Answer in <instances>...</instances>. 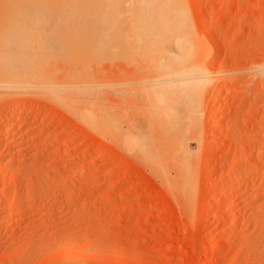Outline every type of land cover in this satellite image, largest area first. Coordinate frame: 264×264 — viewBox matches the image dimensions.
<instances>
[{"label":"rangeland","instance_id":"obj_1","mask_svg":"<svg viewBox=\"0 0 264 264\" xmlns=\"http://www.w3.org/2000/svg\"><path fill=\"white\" fill-rule=\"evenodd\" d=\"M12 1L0 0L2 22L10 6L23 21L15 36L0 25V42L49 49L26 57L42 76L20 74L33 90L0 89V264H264V0H166L167 14L182 5L184 29L170 17L165 37L170 24L144 15L157 0ZM163 51L209 74L196 113L179 109L172 130L179 115L153 111L163 92L151 67L128 63ZM180 127L194 152L187 180L168 159Z\"/></svg>","mask_w":264,"mask_h":264},{"label":"bare ground","instance_id":"obj_2","mask_svg":"<svg viewBox=\"0 0 264 264\" xmlns=\"http://www.w3.org/2000/svg\"><path fill=\"white\" fill-rule=\"evenodd\" d=\"M15 0H13L12 2V4L15 6L16 4H18V3H16V2H14ZM23 1V0H22ZM153 1V0H152ZM147 3H148V0L146 1ZM154 2V1H153ZM156 2V1H155ZM154 2V3H155ZM159 2V3H158ZM163 2V0H161V3ZM166 0H164V2L161 4L160 3V1L159 0H157V6H158V8H156L157 6H156V3H155V6H149V8H153L154 10H155V8H156V10L154 11L152 8L151 9H149L148 7H146L147 8V10H145V16H147V15H149V16H147L146 18L148 19V20H146L147 22H149V24H151L153 27H158L159 28V30H160V27H162L161 25H165V24H167L168 25V23L170 24L171 23V20L173 21V19H175V26H177L176 28L178 29V27H179V29H180V27H181V25L183 26L182 28L184 29V25L182 24L183 23V21H182V16L180 15L179 17H181V21H179V24H181V25H178L177 23H178V20H176L177 19V17H178V15L177 14H180L181 12H177V10H179L180 8H182L180 5H179V3L177 2H175L176 3V6L178 7V5H179V9L176 7V9L177 10H175L173 13H170V12H168V11H171V10H169V9H166V7L167 8H169L168 7V3L166 2ZM171 2V1H170ZM9 3H10V1H9ZM15 3V4H14ZM23 3V2H22ZM29 3H31V2H29ZM148 4H150V5H153V3L151 4V3H148ZM163 4H167V6H163ZM21 5V4H20ZM28 5V4H27ZM159 5H161V6H159ZM172 5H174V4H172ZM7 6H9V5H7ZM144 7H143V9H146L145 8V6H147V5H143ZM162 6H163V8H164V10H162ZM171 6V5H170ZM1 7V6H0ZM3 7V6H2ZM21 7V6H20ZM29 8L31 7V5L30 6H28ZM6 8V7H5ZM171 8H172V6H171ZM2 9V8H1ZM0 9V10H1ZM7 9V8H6ZM159 11H158V10ZM174 9V8H173ZM5 10V9H4ZM8 10V9H7ZM6 10V11H7ZM13 10H18V8L17 9H14V8H12V6H10V9L7 11L8 12V14H9V16L7 15V13L5 14V13H3V14H5L6 16H8V18H9V20H8V18L7 17H5L4 16V21L2 22V20L1 19H3V17H1L0 18V25H6L8 28H9V26L10 27H14L15 29L17 28V27H15L16 26V24H15V26H14V21H16V18H17V24H18V22H19V25H20V22H21V24H22V21H21V19H22V17H21V19H20V16H18V14L19 13H17L18 11H13ZM30 10H32V8L30 9ZM166 10H168L167 12L169 13V14H167V13H164V11H166ZM183 10V9H182ZM11 11H13V12H15V13H13V12H11ZM152 11H154V12H152ZM156 11H158V12H160L161 11V13H163V15L161 14V13H159V14H161V16H159L158 17V19H156L157 17V15H158V12H156ZM11 12V13H10ZM30 12V11H29ZM175 12L177 13L176 15H177V17L175 18V16L176 15H174L175 14ZM2 13V12H1ZM13 13V14H12ZM31 13V12H30ZM156 14V15H153V14ZM25 14V13H24ZM27 14H29V13H27ZM170 14H173V16H171ZM13 16V15H15L14 16V18L15 19H13V17L11 18V16ZM30 16H31V14H29ZM170 15V16H169ZM29 16V17H30ZM163 16V17H162ZM167 16H169V17H167ZM33 17V16H32ZM153 17H155V18H153ZM170 17H173V19L172 18H170ZM184 17V16H183ZM7 18V19H6ZM151 18H152V20H151ZM18 19L20 20V21H18ZM25 19V18H24ZM28 19H30V20H32L31 18H28ZM13 20V21H12ZM27 20V19H26ZM10 21V22H9ZM33 21V20H32ZM170 21V22H169ZM177 21V22H176ZM13 22V23H12ZM181 22V23H180ZM2 23H5V24H2ZM10 24V25H9ZM26 24V23H25ZM31 24H33V23H31ZM177 24V25H176ZM13 25V26H12ZM27 25H29V24H27ZM27 25L25 26V27H27ZM171 25H174V24H170L169 26H167L165 29H167L168 27L170 28L171 27ZM209 26V25H208ZM7 27H5L6 29H7ZM5 28L3 27L2 29H4L3 31H7L8 30V33L9 34H12L13 33V35L15 36V34H14V32H11V30H13L14 31V28H11V30H10V28L9 29H7V30H5ZM18 28H21V26H19ZM169 28H168V30H169ZM173 28V27H172ZM181 28V29H182ZM208 28V27H207ZM22 29V28H21ZM165 29H163V34H164V37H165V35H167V33H165L166 31L167 32H169L170 33V31L171 30H165ZM177 29H175V27H174V30H177ZM180 29V30H181ZM1 30V29H0ZM9 30H10V32H9ZM162 30V29H161ZM160 30V31H161ZM174 30H172V32H174V33H176ZM209 30V29H208ZM15 31H17V30H15ZM153 31V30H152ZM0 32H2V31H0ZM182 32V31H181ZM241 32V31H240ZM239 32V33H240ZM7 33V32H6ZM179 33V32H178ZM238 33V34H239ZM1 34V33H0ZM171 35H173L174 36V34H172L171 33ZM170 35V36H171ZM4 36V34H2V36L1 37H3ZM179 36V35H178ZM4 37H8V36H4ZM12 37V36H11ZM167 37H169V36H167ZM166 37V38H167ZM177 37V36H176ZM3 39H5V38H2V41H3ZM173 39H175V37H173ZM9 40V39H8ZM178 40H180V39H177V44H175V42L174 43H172V44H174L175 46V49L176 50H178V49H182V46L183 45H181L182 44V42L181 41H178ZM182 40H183V42H185L184 43V47H185V45L187 44V41L186 40H184L183 38H182ZM10 41H11V39H10ZM6 42V40L5 41H3V42H0V78H2V79H5V81H8V80H10L11 79V81L10 82H0V89H9L10 91H13L11 88H18V87H20L21 89H24V90H27V87H29L28 88V90L30 89V87H32L31 85H29V84H32L31 82H28V81H30V79H32V80H35V79H38L40 76H41V74L39 73V77H38V73H37V70H36V68H34L35 70H29L31 67H30V65H31V63H29L28 61L30 60H28L27 61V56H30L32 53L31 52H33V55L35 56L34 58L33 57H28V58H31V59H33L34 60V62H35V58H37L38 56H40V55H42L44 52H41V51H43V49H45V50H47V49H49V48H47L46 46H44L43 44L41 45V44H33V43H20V42ZM174 41H176V39L174 40ZM173 42V41H172ZM178 43L181 45V47H179L178 46ZM178 46V48H177V46ZM184 47H183V49H184ZM56 47L54 46V49H55ZM57 48H58V46H57ZM62 51H64V50H62ZM182 51H184L185 52V49L184 50H180L179 52H173V54H175V53H181L182 54ZM37 52H38V54H37ZM48 52V51H47ZM184 52H183V54H184ZM36 53V54H35ZM40 53V54H39ZM42 53V54H41ZM46 53V52H45ZM163 54H161V56H155V57H153V55H152V58H149V59H147L148 57H146V59L144 58V60H142V61H137V62H132V61H134V60H132L131 62H128V63H130V65L132 66V65H134V66H139V67H141L142 66V64L144 63V65H146V67H147V72H148V68L149 67H151V70L153 71V72H151L150 70H149V72H151V73H153L154 74V76H153V78H152V80H154L153 81V83L155 82V83H158L159 85L158 86H156L157 88H158V91H160V92H158L157 91V88L155 87L154 89H153V87H151L152 88V90H153V92L151 91V88L150 87H147L146 86V89H148L151 93H148V94H151V96H152V93H155L156 94V91L158 92V93H161V92H163V94H160V95H155L154 96V94H153V96L152 97H150V98H152L153 99V101L157 104L156 105V107L154 108V106H150L152 103V101L150 102V100L147 98V100H149V102L151 103L150 105H149V107L150 108H154V110L153 111H155V109H157L156 110V112H161V113H163L164 115H166V116H164L163 115V118L165 117V120L166 121H171L172 119V121L171 122H168V124H170V125H165L167 128L166 129H169V130H172L173 129V127L176 125V124H174V123H176V122H178L179 120H178V118L180 117V116H182V115H184V113L183 114H180L179 115V112H182V110L180 111L179 109H186V111L187 112H189V111H192L191 113L194 115V113H196V112H194V110H190V109H194V107L195 106H193V103H192V101L195 103L196 102V97H198V94H197V91H201V86H199V83L201 82V83H203L202 81H203V79H205L206 81L208 80L207 78L208 77H206L205 78V76H207V70L206 69H204V68H201V66H196L197 65V63L196 62H198V61H196V60H194V61H196V62H193V63H196V65H194L193 63H189V64H191V65H187V61H186V58H184L182 55H177V56H174L173 54V56L172 55H168V54H166V56H165V52L163 51L162 52ZM186 53H187V55H188V53H189V51L187 52L186 51ZM46 54H48V53H46ZM61 54V53H60ZM65 54V53H64ZM38 55V56H37ZM66 55H67V53H66ZM65 55V56H66ZM162 55H164V56H162ZM183 58H182V57ZM151 57V56H150ZM25 58H26V60H25ZM3 59V60H2ZM5 59V60H4ZM187 59H189V61L188 62H191V61H193V60H191L190 59V57H188ZM2 61V62H1ZM32 62V61H31ZM34 62H32V63H34ZM140 64V65H139ZM129 65V64H128ZM32 66V65H31ZM126 66V65H125ZM149 66V67H148ZM30 67V68H29ZM136 68V67H135ZM145 68V67H144ZM29 70V72L31 71V77L30 76H28L29 75V72L28 71H25V70ZM133 69H134V67H133ZM136 69H139V68H136ZM143 68L141 67V70H142ZM150 69V68H149ZM145 70V69H144ZM24 71L26 72L25 73V76L27 75V72H28V75H27V78H25L24 77V79H28V81H26L25 83H22L23 82V80H22V78L20 79V77H22L23 75H21L20 76V74H24ZM35 72V78H34V76L32 77V74ZM140 72V71H139ZM138 71H136V73L138 74L139 73ZM146 72V73H147ZM126 73V72H125ZM142 73V72H141ZM151 73H149V74H151ZM124 74V73H123ZM142 74H144V73H142ZM148 74V73H147ZM128 75V74H127ZM209 75V74H208ZM3 76V77H2ZM151 76V75H150ZM150 76H149V79H150ZM151 76V77H152ZM36 77H38V78H36ZM124 77V76H123ZM7 78V79H6ZM10 78V79H9ZM30 78V79H29ZM201 78H203L202 79V81H199ZM18 79H20V80H22V81H19ZM41 80H42V76H41V78H40ZM148 79V78H147ZM146 79V80H147ZM148 79V82H150V80ZM1 80V79H0ZM18 80V81H17ZM145 80V81H146ZM25 81V80H24ZM21 82V83H20ZM35 82V81H34ZM34 82H33V84H34ZM37 82H41V81H37ZM147 82V81H146ZM207 82H209V81H207ZM206 82V83H207ZM27 83H29V84H27ZM150 83H152V82H150ZM150 83H143L142 85H144V84H150ZM40 84H42V83H40ZM38 85V86H40L39 87V89L40 88H42V87H44L45 85L43 84V86H41V85ZM152 86V85H151ZM204 86H206V85H204ZM80 87V86H79ZM208 87V86H207ZM36 88H38V87H36ZM35 88V89H36ZM143 88V87H142ZM34 89V87H32V90ZM144 89H145V86H144ZM146 89H145V91H146ZM200 89V90H199ZM202 89H203V87H202ZM205 89H206V87H205ZM18 90H20L19 88H18ZM17 90V91H18ZM23 90V91H24ZM31 90V89H30ZM38 90V89H37ZM84 90V89H83ZM147 90V91H148ZM22 91V90H21ZM50 91V90H49ZM48 90H47V92H45L44 91V94H45V96L44 97H46V93H48L49 92ZM81 91V90H80ZM148 91V92H149ZM155 91V92H154ZM203 91V90H202ZM205 91V90H204ZM5 92V91H4ZM27 92V91H26ZM42 92V91H41ZM40 92V93H41ZM54 92H58V91H52V95H53V93ZM76 93H77V91H75ZM86 92V91H85ZM217 92V93H216ZM215 92V99H220L221 97H222V90H219L218 89V91H216ZM15 93V92H14ZM43 93V92H42ZM62 93V92H61ZM78 93H80V92H78ZM18 94V93H17ZM27 94V93H26ZM50 93H48V95H49ZM83 94V93H82ZM82 94H80V98L81 97H85V96H81ZM13 95H15V94H13ZM21 95V94H20ZM19 95V96H20ZM22 95H24V93L22 94ZM32 95V94H31ZM30 95V96H31ZM56 95V94H55ZM54 95V96H55ZM74 95H76L75 93H74ZM199 95H201L200 94V92H199ZM26 96V95H25ZM57 96H60V94L58 95L57 94ZM70 97H71V95H69ZM77 96V95H76ZM79 96V95H78ZM48 97V96H47ZM52 96H50V97H48V98H51ZM69 97V98H70ZM201 97V96H200ZM224 97V96H223ZM47 98V99H48ZM53 98V97H52ZM61 98V97H60ZM59 98V99H60ZM67 98V97H66ZM80 98H78V99H80ZM199 98V97H198ZM197 98V99H198ZM213 98V99H214ZM77 99V98H76ZM101 99V98H100ZM99 99V100H100ZM62 100V99H61ZM63 100H65L64 98H63ZM202 100V99H201ZM66 101H68L69 103H71V100L69 99V100H66ZM199 101V100H198ZM197 101V102H198ZM213 101V100H212ZM218 101V100H217ZM79 102V101H78ZM148 102V103H149ZM216 102V101H215ZM74 103V102H73ZM191 103V104H190ZM201 103V102H200ZM65 104V103H64ZM197 104V103H196ZM199 104V103H198ZM214 104V103H213ZM95 105V104H94ZM153 105H155V104H153ZM189 105H191L192 107H190ZM195 105V104H194ZM68 106V105H67ZM79 106V105H78ZM159 106V107H158ZM200 106V105H199ZM31 107V106H30ZM187 107L188 108H190V109H187ZM17 108V107H16ZM43 109V108H42ZM163 109V110H162ZM170 109V110H169ZM17 110V109H16ZM15 110V111H16ZM151 109H150V111L151 112H153ZM177 110H179L178 111V114H177ZM198 110V109H197ZM196 110V111H197ZM39 111V110H38ZM169 111H173V113H174V111L176 112V115H179L177 118H173L174 116V114H169V117H171L172 119H169V120H167V118L166 117H168V114H166V113H171V112H169ZM199 111V110H198ZM30 112V111H29ZM151 112H149L150 114H152ZM155 112V113H156ZM183 112H185V111H183ZM186 112V113H187ZM198 113V112H197ZM39 114V113H38ZM153 114H154V112H153ZM152 114V115H153ZM217 114V113H216ZM31 115V114H30ZM45 115V114H44ZM158 115H159V113H157L156 115H155V119L157 120V118L159 119V121H160V123L161 122H163V121H165V120H160V117H158ZM171 115V116H170ZM188 115H189V113H188ZM196 115H198V114H196ZM39 116V115H38ZM102 116V115H101ZM154 116V115H153ZM160 116H161V114H160ZM190 117H189V121L190 122H192L193 124H194V121H196L195 119H198V118H194L195 116H193V118H191V115H189ZM149 117V116H148ZM184 117V116H183ZM197 117V116H196ZM36 118V117H35ZM145 118V117H144ZM151 118V117H150ZM193 119V121H191V119ZM102 119V118H101ZM147 119V118H146ZM177 119V120H176ZM180 119V118H179ZM184 119V118H183ZM183 119H181V120H183ZM89 120V119H88ZM155 120V121H156ZM180 120V121H181ZM185 120V119H184ZM217 120V119H216ZM92 121V120H91ZM152 121V120H151ZM166 121H165V123H166ZM176 121V122H175ZM179 121V122H180ZM217 121H219V119L217 120ZM88 122V121H87ZM103 123H104V121H102ZM138 122V121H137ZM137 122H136V124L135 125H137ZM139 122H141V120L139 121ZM143 122V121H142ZM146 122H148V121H145L144 123L146 124ZM181 122H184V121H181ZM187 122V121H186ZM196 122H198V121H196ZM93 123V122H92ZM91 123V124H92ZM98 123V122H97ZM132 123V122H131ZM150 123V122H149ZM191 123V126L192 127H196V124H192ZM220 122H218L217 124H216V127H217V125L219 124ZM88 124V123H87ZM94 124H96V123H94ZM106 124V123H105ZM140 124V123H139ZM138 124V125H139ZM144 124V125H145ZM171 124L173 125V126H171ZM177 124H179V123H177ZM188 124V123H187ZM198 125H199V123H197ZM15 125V124H14ZM89 125H90V123H89ZM148 126H149V124H147ZM164 125V124H163ZM179 125H181V123L179 124ZM179 125H177V127L179 126ZM94 126H96V125H94ZM98 126V125H97ZM39 127V126H38ZM105 127V126H104ZM134 127V126H133ZM140 127L141 128H143L141 125H140ZM170 127V128H169ZM182 127V126H181ZM180 127V130L179 129H177V130H175V131H173L172 133H171V135L173 136L174 134H175V137L176 138H172L171 137V139L173 140V139H175V142L176 143H174L175 145H176V147H175V145L173 144V148H170L171 150L169 151V152H171V153H173V150H174V148H176L175 149V152L172 154V155H170V154H168L169 156H171V159L170 158H168L169 160H171L172 161V163L179 169V167H181L180 169V175L183 177V179L184 180H187V179H189V177H190V170H189V168H190V166H191V164H192V162H193V158H194V152H192L191 150H190V145L189 144H186L185 143V141H184V134L185 135H187L186 134V132H183V129ZM219 127V126H218ZM15 127L13 126V125H8L7 127H6V132H10V130H12V129H14ZM137 128H139V126L137 127ZM137 128H135V130H137ZM147 128V127H146ZM134 129V128H133ZM163 129H165V127H163ZM182 129V130H181ZM193 129V128H192ZM131 130V129H130ZM195 130H198V127L197 128H195ZM195 130H192V132H194L193 134H194V136H196L197 137V135H195L196 133L195 132H197V131H195ZM165 131H167V130H165ZM179 131V132H178ZM40 132V131H39ZM139 132V131H138ZM168 132H170V131H168ZM18 133V132H17ZM137 133V132H136ZM259 133V132H258ZM14 134V133H13ZM41 134H43V133H41ZM131 135H133L132 133H130ZM139 134V133H138ZM27 135V134H26ZM25 135V136H26ZM189 135H191V134H189ZM11 136V135H10ZM23 136H24V134H23ZM33 136V135H32ZM42 136V135H41ZM191 136H193V135H191ZM174 137V136H173ZM126 138H127V140H128V137L126 136ZM186 138V137H185ZM192 138V137H191ZM191 140V139H190ZM129 141H131V139H129L127 142H128V144L127 145H129L128 147H130V146H135L136 147V145H134V144H132L131 142H129ZM194 142V141H193ZM189 143V142H188ZM255 143V142H254ZM131 144V145H130ZM249 144V143H248ZM206 148V147H205ZM243 148V147H242ZM130 149V148H129ZM132 147H131V151H132ZM139 153H143V154H146L145 152L147 151V149H146V147H144V146H138L137 148H135ZM173 149V150H172ZM134 150V149H133ZM239 150V149H238ZM135 151V150H134ZM194 151V150H193ZM242 152V151H241ZM102 153V152H101ZM206 153V152H205ZM204 153V154H205ZM252 153V152H251ZM103 154V153H102ZM149 153H147V155H148ZM263 155H264V153H263ZM241 156V155H240ZM146 157V156H145ZM147 157H150L149 155L147 156ZM146 157V158H147ZM168 157V156H167ZM238 157V156H237ZM255 157H257L256 155H255ZM262 158V157H261ZM250 159H251V157H250ZM208 161V160H207ZM128 163V162H127ZM238 163V162H237ZM235 164V163H234ZM236 167V166H235ZM241 167V166H240ZM250 168V167H249ZM234 169V168H233ZM236 169V168H235ZM235 169H234V171H235ZM255 169V168H254ZM183 170V171H182ZM236 170H238V169H236ZM233 171V170H232ZM179 172H178V174H179ZM233 175V174H232ZM231 175V176H232ZM235 175V174H234ZM236 177H238V176H236ZM238 180V179H237ZM234 181V180H233ZM183 182H186V181H183ZM184 184H186V183H184ZM231 184V183H230ZM225 186V185H224ZM232 186V185H231ZM229 190V189H228ZM225 198V197H224ZM228 198V197H227ZM226 200V199H225ZM29 203V202H28ZM28 203H25V205L26 206H30ZM229 203V202H228ZM233 205V204H232ZM231 206V205H230ZM29 208V207H28ZM218 244L216 243V244H214V247H216ZM214 250V249H213Z\"/></svg>","mask_w":264,"mask_h":264}]
</instances>
